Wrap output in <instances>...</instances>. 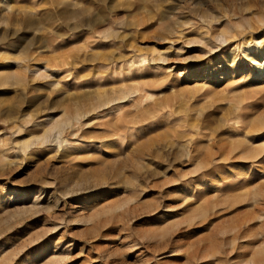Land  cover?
<instances>
[{"label":"rangeland","instance_id":"374dc122","mask_svg":"<svg viewBox=\"0 0 264 264\" xmlns=\"http://www.w3.org/2000/svg\"><path fill=\"white\" fill-rule=\"evenodd\" d=\"M36 65L0 87V264H264V0H0V73Z\"/></svg>","mask_w":264,"mask_h":264},{"label":"bare ground","instance_id":"6f19581e","mask_svg":"<svg viewBox=\"0 0 264 264\" xmlns=\"http://www.w3.org/2000/svg\"><path fill=\"white\" fill-rule=\"evenodd\" d=\"M3 12H5L4 14H6V11L7 8H4L3 7ZM82 15L84 14H87V13H90V9H84L82 12H80ZM8 15V14H7ZM94 22V18L93 17H90L86 20H84L83 24L82 25H89L91 23ZM228 43V40L225 36L222 37V41H221V45L224 46ZM212 52V49L210 50ZM215 51V50H213ZM163 60V59H162ZM160 61V60H159ZM142 62V61H141ZM144 62V61H143ZM146 62V61H145ZM162 62H165L162 61ZM26 67V66H25ZM23 70H21L20 72H15V73H11V72H6V73H0V87H6V86H9V85H17V86H23V88H26L28 83H29V77H30V74L39 79H48L50 78L49 75H48V67H44V68H39L37 65L30 69V67H26L22 68ZM25 69V70H24ZM121 99V98H120ZM118 99V100H120ZM117 99L116 100H113V101H107L106 103H103L102 107H105V106H108L112 103H115L116 101H118ZM122 100V99H121ZM80 118H82V115L79 114L75 119L76 120H79ZM48 120V119H47ZM44 122V121H43ZM48 122V121H47ZM74 123V121H73ZM71 127L72 125V120L70 122H66L64 124H61L58 128H59V132L56 134L57 136L61 135L63 129L65 127ZM64 132V131H63ZM52 139V138H51ZM264 254V252H262ZM261 253V254H262ZM261 254L259 256H261ZM259 260L257 259L256 262H252L250 261L249 263L250 264H256ZM246 264V263H245Z\"/></svg>","mask_w":264,"mask_h":264}]
</instances>
